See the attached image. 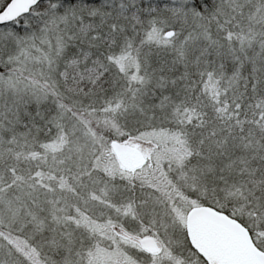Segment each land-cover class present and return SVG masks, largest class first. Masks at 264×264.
I'll return each instance as SVG.
<instances>
[{
  "label": "snow or ice",
  "instance_id": "6c2138e0",
  "mask_svg": "<svg viewBox=\"0 0 264 264\" xmlns=\"http://www.w3.org/2000/svg\"><path fill=\"white\" fill-rule=\"evenodd\" d=\"M0 264H264V0H0Z\"/></svg>",
  "mask_w": 264,
  "mask_h": 264
}]
</instances>
